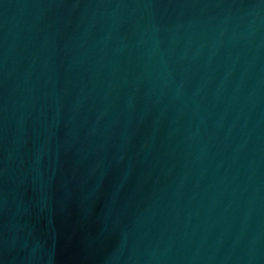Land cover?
Returning <instances> with one entry per match:
<instances>
[{"label":"water","instance_id":"obj_1","mask_svg":"<svg viewBox=\"0 0 264 264\" xmlns=\"http://www.w3.org/2000/svg\"><path fill=\"white\" fill-rule=\"evenodd\" d=\"M0 264H264V0H0Z\"/></svg>","mask_w":264,"mask_h":264}]
</instances>
